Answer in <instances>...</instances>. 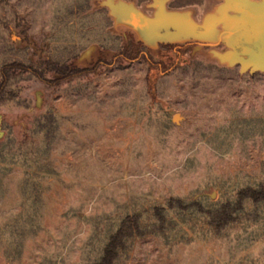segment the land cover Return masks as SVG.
<instances>
[{
  "label": "rangeland",
  "instance_id": "obj_1",
  "mask_svg": "<svg viewBox=\"0 0 264 264\" xmlns=\"http://www.w3.org/2000/svg\"><path fill=\"white\" fill-rule=\"evenodd\" d=\"M102 1L0 0V68L51 78L44 61L107 60L57 89L30 72L9 82L0 264H92L126 215L114 264H264V199H239L264 191V71L220 63L222 44L144 45ZM219 1L166 6L200 20Z\"/></svg>",
  "mask_w": 264,
  "mask_h": 264
},
{
  "label": "water",
  "instance_id": "obj_2",
  "mask_svg": "<svg viewBox=\"0 0 264 264\" xmlns=\"http://www.w3.org/2000/svg\"><path fill=\"white\" fill-rule=\"evenodd\" d=\"M168 0H152V12L145 13L126 0H103L114 24L122 22L138 34L144 45L190 41L214 46L211 50L223 64L236 65L239 71H264V0H220L200 20L188 9H169ZM135 35V34H134ZM179 114L172 120L177 122Z\"/></svg>",
  "mask_w": 264,
  "mask_h": 264
},
{
  "label": "trees",
  "instance_id": "obj_3",
  "mask_svg": "<svg viewBox=\"0 0 264 264\" xmlns=\"http://www.w3.org/2000/svg\"><path fill=\"white\" fill-rule=\"evenodd\" d=\"M134 44L131 40V48L129 51H126L125 54L129 58L135 57V54L132 52V47ZM98 59L94 63L88 65L75 64L71 61H44L45 70L47 72L53 73L54 76L51 78H45L41 74L31 68V66H26L25 64L19 61H10L3 64L0 68V103L12 99L16 96V92L9 86V82L13 79H16L22 73H33L40 81L43 82V85L46 87L57 89L62 84L75 80L77 78L88 77L97 70L106 66L105 62ZM108 63V62H107ZM240 197H249L254 201L264 199V191L262 190H250L246 192H240ZM135 232L134 220L131 216L126 215L119 223L117 229L108 237L107 243L105 244L102 254L99 260L93 262L92 264H114V260L118 254V251L123 248L125 240L132 236Z\"/></svg>",
  "mask_w": 264,
  "mask_h": 264
},
{
  "label": "bare ground",
  "instance_id": "obj_4",
  "mask_svg": "<svg viewBox=\"0 0 264 264\" xmlns=\"http://www.w3.org/2000/svg\"><path fill=\"white\" fill-rule=\"evenodd\" d=\"M116 26H117L118 28H127V29H129V30L132 31V32L135 34V36L138 38V34H137L136 30H134V29L131 28L130 26H128V25H126V24H124V23H122V22L117 23ZM197 49H198V47H197ZM205 53H206V52H205Z\"/></svg>",
  "mask_w": 264,
  "mask_h": 264
},
{
  "label": "crops",
  "instance_id": "obj_5",
  "mask_svg": "<svg viewBox=\"0 0 264 264\" xmlns=\"http://www.w3.org/2000/svg\"><path fill=\"white\" fill-rule=\"evenodd\" d=\"M81 65V64H80Z\"/></svg>",
  "mask_w": 264,
  "mask_h": 264
}]
</instances>
